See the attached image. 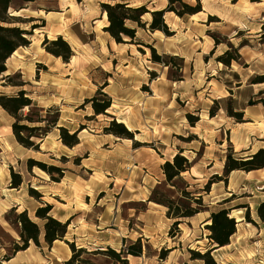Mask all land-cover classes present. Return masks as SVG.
I'll use <instances>...</instances> for the list:
<instances>
[{"label": "rangeland", "instance_id": "obj_1", "mask_svg": "<svg viewBox=\"0 0 264 264\" xmlns=\"http://www.w3.org/2000/svg\"><path fill=\"white\" fill-rule=\"evenodd\" d=\"M128 1L132 7L145 6L148 11L167 7L166 0ZM181 1L191 7L198 1L202 14L180 19L171 13L167 26L171 36L150 31L151 16L145 15L144 29L128 24L136 29L134 43L114 46L103 32L108 24L100 4H110L108 0H38L28 6L14 0V9H27L19 13L10 10L23 22L39 9L50 13L47 40L58 37L51 33H62L63 40L75 52L71 50L75 58L69 66L60 61L51 65L53 71L41 64L34 66V61L50 58L41 46L39 34L32 32L28 37L30 46L19 49L6 64L9 75L17 73L16 67L21 66L23 81L30 78L31 70H37L36 76H31L30 88H25L30 98L35 102L41 100L39 89L54 80L55 72L60 75L63 98L77 93L84 97L96 86L93 97L101 102L99 91L109 84L114 101L105 115L99 116L85 101L73 102V124H59L67 127L70 135L77 133L80 145L72 149L62 145L59 132H50L41 141L34 140L38 151L22 148L8 129L13 120L0 109V264H7L5 260L12 255L15 245H22L15 215L24 211L40 229L38 244L30 242L31 250L21 252L10 264H65L72 256L69 245L76 251L83 250L75 264H117L102 254L107 249L120 253L137 241L141 243V256H127V264H203L191 260L189 251L204 253L210 248L206 226L210 225V215L220 210L229 215L236 212V233L228 247L212 254L215 262L264 264V225L257 218V208L262 203L257 202L258 196L264 193V184L259 181L255 186L243 174H229L225 180L223 174L226 155L237 158L239 149L247 145L233 140V128L242 133L250 129L253 139L261 137L251 141L253 147H264V123L250 125L249 120L264 117L263 105L255 107L259 99H264V84L250 85V79L264 75L263 61L250 59L261 58L264 51V0ZM34 21L18 26L27 31H31L32 25L45 26L39 19ZM71 24H75L71 29L73 35L68 31ZM51 25L60 27L54 30ZM91 30L94 32L90 33ZM234 50L241 57L239 63L232 62L226 68L217 61L226 52L235 57ZM153 55L166 65L154 62ZM238 83L244 86L242 91L237 90ZM72 86L77 89L71 90ZM163 86L177 95L176 111L169 116L168 109H162L166 104L163 95H167L162 92ZM0 93L14 94L1 83ZM244 100L246 104L242 103ZM227 111L240 114V119L229 117ZM27 113L25 110L23 115ZM31 117L34 119L36 113ZM48 118L53 120L54 113ZM113 121L127 131L130 128L133 139L109 133L106 129H114ZM177 154L187 158L192 167L167 184L162 166L172 162ZM28 160L58 170L50 175L38 167L29 170ZM11 173L19 175L20 190L10 188ZM213 176L223 181L206 187ZM29 191L41 197L34 199ZM151 196L156 201H170L180 212L188 207L197 209L199 215L173 220L166 216L167 208L162 206L165 216L160 218L156 211L161 208L148 202ZM13 203L20 204L14 208ZM37 203H45L39 207H53V213H49L53 219L69 221L63 241H55L50 247L44 243V222L33 215ZM176 222L178 225L173 228ZM159 233L160 240L156 237ZM162 251H167L163 261L159 260Z\"/></svg>", "mask_w": 264, "mask_h": 264}, {"label": "trees", "instance_id": "obj_2", "mask_svg": "<svg viewBox=\"0 0 264 264\" xmlns=\"http://www.w3.org/2000/svg\"><path fill=\"white\" fill-rule=\"evenodd\" d=\"M34 1L36 0H20V2L25 6L28 3H33ZM166 1L167 7L162 11H148L145 6L131 7L128 3H101L100 8L102 10V14L104 13L106 15L108 24L107 27L103 28V32H105L116 45L127 43L133 44L136 29L129 27L128 24H134L137 28L144 29L146 23L142 22V18L145 15L151 16V22L148 25L150 31H158L166 36H171L172 33L168 31V27L164 22L163 17L165 13H172L176 17L182 19L184 16H193L201 12V5L198 1L194 7L183 3L181 0ZM13 5L14 0H0V83L3 88L16 89L17 91L13 95L9 96L0 93V109L13 120V123L10 126L11 133L15 142L22 148L38 151L39 146L34 140H43L52 129L56 128L59 132L62 145L68 149H72L79 144L77 133L74 132L70 135L66 128L57 127L59 110L50 108L45 112L44 116L41 115L42 110H39L34 106V103L30 98V94L24 90L26 83L22 80L21 74L19 72L14 73L13 75L6 74V61L18 49L27 48L30 45L28 37L32 35V30L44 27L43 24L41 26L32 25L31 31L20 28L18 24L31 23L32 21L27 20V22H23L22 19L11 15L10 10L13 8ZM25 6L17 9L13 8V10H15L14 13H18L23 10ZM261 38L264 41V31ZM125 39H128V41ZM136 45L140 44L137 43ZM41 46L47 54L60 59L63 63H69L71 57L73 56L70 46L63 40L62 37H57L51 41L45 38L42 41ZM151 51L154 54V50L151 49ZM234 52L235 57H232L228 52H226L218 57L217 61L225 67H230L232 62L239 63L241 61V57L237 54L236 50H234ZM153 61L158 64L166 65V63L156 55H153ZM250 84H264V75L256 76L250 79ZM100 92L101 91H99L98 96L103 98L101 102H99L97 97H92L89 100H85L84 103L91 105L95 116L105 115L106 111L111 106V100L105 94ZM256 104H262L264 106V99H259ZM25 110L28 113L23 115ZM51 112L55 115L53 120L48 118ZM34 113H36V117L33 119L31 115ZM227 113L229 117H234L237 120L240 119V114L232 115L230 111H227ZM211 117H213L212 114ZM111 126H113L114 129L106 130L112 135L125 140L133 139L132 134L127 131L122 124H116L113 121ZM27 167L29 170L33 167H38L49 175L53 172H57L58 170L54 167H46L44 164L37 163L32 160H28ZM191 167V164L186 158L177 154L173 157L172 162H165L162 166L166 183H171L182 173L189 171ZM258 170L264 172V149L258 150L256 153L247 158H236L232 154L226 155L223 169L225 180L226 177L233 171L249 173ZM10 176V188L18 189L21 186V179L19 175L11 173ZM221 181H223L221 177L213 176L210 181H208L206 187L210 186L212 183H218ZM29 195L34 199H39L41 197L34 191H29ZM153 195L154 192L152 193V196ZM152 196L149 198L148 202L165 206V208H167L166 216L169 219L176 220L191 218L200 212L197 209H192L190 207L186 208L184 212H180L178 207L174 206L170 201H156L152 198ZM196 202H199V200ZM50 211L51 207L46 205L44 207L37 208L34 213V217L36 219L44 222L43 240L49 247L55 241H63L69 226V221L61 223L49 216ZM257 218L264 225V202L260 203L257 208ZM15 219L19 225V238L22 245L20 247L15 245L12 255L5 261H9L18 252L25 251L29 247L30 242L34 245L38 244L40 229L28 218L27 213L25 211L19 213L15 215ZM245 220L251 223L248 215H245ZM209 221L210 225L206 226V229L209 231L208 240L210 242V248H207L204 253L192 251H189V253L191 255V260L193 261H201L203 264H217L212 257V252L216 249L229 245L230 238L236 233V223L233 218L229 217V212L226 210H220L216 213H212L209 217ZM177 225V222L174 223L173 228L177 227ZM69 247L72 251V256L65 264H75L78 256L83 252V250L80 249L76 251L73 245H69ZM166 252L167 251L161 252L159 260H165ZM141 253V243L140 241H137L133 246L122 250L120 253H115L113 250L107 249L102 255L111 257L117 264H127L125 259L127 256L140 257ZM79 264L83 263L79 261Z\"/></svg>", "mask_w": 264, "mask_h": 264}, {"label": "crops", "instance_id": "obj_3", "mask_svg": "<svg viewBox=\"0 0 264 264\" xmlns=\"http://www.w3.org/2000/svg\"><path fill=\"white\" fill-rule=\"evenodd\" d=\"M38 0H36V1H34L33 3H28L26 6H28V5H33V4H35L36 2H37ZM108 2H110V4H114V3H128L131 7L132 6H134L133 4H131L128 0H108ZM27 9H23V10H21V11H26ZM61 10V9H60ZM164 10V9H163ZM21 11H19V12H21ZM202 11H204V9L202 10ZM18 12V13H19ZM42 13H45V14H43L42 15ZM49 14L50 13H48V12H43V10H37L36 12H32L31 13V15L29 16V17H27V20H31L32 22H31V24L32 23H35V21L34 20H37V19H39L40 21H41V23H45V26L44 27H42V28H39V29H41V31H37L38 29H35V30H32V32L33 31H37V33L39 34L38 36L40 37V42L41 41H43L45 38L46 39H49V32L46 30V25L48 24V16H49ZM198 14H202V12H200V13H198ZM198 14H195V15H193V16H196V15H198ZM103 15V14H102ZM171 13H165L164 14V21H165V24L167 25V26H169L168 25V23H166V19L168 18V20L170 21V19H171ZM103 17V16H102ZM189 17H192V16H189ZM104 18V17H103ZM107 21V20H106ZM171 22V21H170ZM75 24H71V27H69L70 28V30H69V28H68V31H70V34H72V26H74ZM261 27L263 26V25H260ZM58 27H60V26H58V25H51V28H54V30H57V28ZM50 28V29H51ZM264 28V27H263ZM72 31V32H71ZM94 31L93 30H91V32L90 33H93ZM36 33V32H35ZM105 33V32H104ZM106 34V33H105ZM58 36V37H62L63 38V35H62V33H57V34H52L51 33V36ZM73 35V34H72ZM68 36H69V32H68ZM71 36V35H70ZM72 37V36H71ZM108 40H109V44H111V42H112V40H111V38L108 36ZM56 39V38H55ZM86 43H84L83 45H85ZM262 45H264V43L262 44ZM30 46V45H29ZM116 46H120V45H116ZM21 49V48H20ZM19 50V49H18ZM18 50L16 51V53L18 52ZM71 50L74 52V50L71 48ZM75 53V52H74ZM242 53H244V51H243V48H241V49H239V54L242 56ZM252 55H253V53H252ZM47 57H49L50 58V60L49 59H47L46 57L42 60V62H33V64H34V66H36V64H41V65H44L45 67H47L49 70H51V71H53V70H55V69H53L52 67H51V65L52 64H57V62L58 61H60L62 64H64L65 66H69L70 65V62H72V60H73V58H75V56H74V54H73V56L71 57V59H70V61H69V63H63L60 59H57V58H54L53 56H51V55H49V54H47ZM250 59L252 60V61H256V60H262L263 61V64H264V51L262 52V56H261V58L260 57H256V56H252V57H250ZM9 60V59H8ZM7 60V61H8ZM33 60V59H32ZM7 61H6V64H7ZM29 62H31L30 60H29ZM53 62V63H52ZM6 64H5V66H6ZM247 64L249 65L250 64V61H247ZM226 68H230V67H226ZM6 74L7 75H9V73H8V69H7V67H6ZM15 72H19L21 75H23V77H25V74L23 73V70H22V67L21 66H17L16 67V69H15ZM48 72H50V71H48ZM51 73V72H50ZM36 74H37V70H31V72H30V78H27L24 82L26 83V86L24 87V90L26 91V87L28 88H30V81H31V76L34 78L35 76H36ZM250 74H252V73H250ZM52 75H53V77H54V80L53 81H51V83H49L48 85H45V86H41V88L39 89L40 90V92H41V96H42V98H41V100L40 101H37V102H35V99H32V101H33V103H34V106L37 108V109H39V110H42V113H45L48 109H50V108H53V107H56V108H59V119H58V122H57V127H63V128H67V127H65V126H63V125H59L60 123H65L66 125H71V124H73V122H74V115H72V114H70V110L71 111H74V109L76 108V106H72V105H75L73 102L75 101V100H77V101H85V100H89V99H91L93 96H94V94H95V91H96V86H93L94 87V89H90L91 90V93L90 94H87V95H85L84 97H81V95L80 94H74L73 96H67V97H65V98H63L62 97V89H60V87H59V74H56L55 72H52ZM246 79H248V77H246ZM23 80H24V78H23ZM239 84H241V83H238V86H237V90H239V91H242L243 90V88H244V86L243 85H239ZM251 85V84H250ZM259 85H262V84H259ZM251 86H253V85H251ZM110 88H111V86L109 85V84H107L103 89H101L100 91L103 93V94H105L110 100H111V102H113L114 101V97L112 96V94H111V92L109 91L110 90ZM173 88V87H172ZM9 89H11V88H9ZM77 88L75 87V86H72L71 87V90H76ZM11 90H13V92L15 93L17 90L16 89H11ZM26 92H28V91H26ZM162 92L164 93V94H167V95H163V97H165V99H164V102L166 101V104H165V106H162V109H165V108H167L168 109V111H167V116H169V113L171 112V114L172 113H174L175 111H176V108H175V106H174V102H175V100H176V97H177V95H175V94H172L173 93V89H171L170 87H168V86H163L162 87ZM262 95H264V94H262ZM261 95V96H262ZM32 96H33V93H32ZM251 96H254L253 94L251 95ZM63 98V99H62ZM173 98H175V99H173ZM258 98H260V97H258ZM141 100H142V98H140ZM65 101V102H64ZM142 101H144V100H142ZM71 102V103H70ZM80 102V103H81ZM80 103H78L79 105H80ZM145 103V102H144ZM242 103L243 104H246V101L244 100V101H242ZM69 105H71V106H69ZM145 105V104H144ZM260 104H256L255 105V107H258ZM263 108H264V106H263ZM110 109V108H109ZM160 109H158V111H159ZM108 111V110H107ZM157 111V112H158ZM240 112H244V111H240ZM5 113V112H4ZM6 114V113H5ZM176 114L177 113H175V116H176ZM7 115V114H6ZM8 116V115H7ZM158 117L160 118V120L162 121V122H165V120H163V118L161 117V115H158ZM257 118V120H254V119H249L250 120V125H252V124H257V125H259V124H263L264 123V117L263 116H257L256 117ZM168 121H170L171 119L170 118H166ZM8 129H10L11 130V128H8ZM52 133H54V132H58V130L57 129H52V131H51ZM254 134V132H251L250 131V129H247L246 131H244L243 133L240 131V129H236V128H233L232 130H231V136H232V138H233V140L235 141V142H237V144H240V145H246V147H243V148H240L239 149V156L238 155H235V156H237V157H240L241 156V158H247V157H249V156H251V155H253L254 153H256L258 150H260V149H264V147H253V145H252V142L251 141H254V139H257V138H261L260 136L259 137H255L254 139H253V135ZM260 134H261V132H260ZM263 137V136H262ZM233 141V142H234ZM160 144H162V142L160 141ZM80 145V143L77 145V146H79ZM162 145H164V144H162ZM236 152V151H235ZM187 159V158H186ZM235 174H243V175H245V177H246V180H251V181H253L254 182V185L256 186L258 183H259V181L260 182H262L263 184H264V172L263 171H261V170H258V171H252V172H249V173H245V172H241V171H233V172H231L230 173V175H235ZM21 189V186L19 187V190ZM259 201H257V202H263L264 201V193H260L259 194ZM42 199V198H41ZM14 205V208H16L17 206H19V204L20 203H13ZM152 203H150V205H151ZM40 205H45V203H42V204H40V203H37V207L36 208H34V210H33V215H34V213H35V210L40 206ZM152 205H155V206H157L158 208H161V210H157L156 212L159 214V216H160V218H164V216H165V208H163L162 206H159V205H156V204H152ZM52 209H51V212H50V214L51 213H53V211H54V208L53 207H51ZM150 209H148V211H149ZM147 211V212H148ZM197 215H199V214H197ZM167 219V218H166ZM191 219H193V218H191ZM58 220V219H57ZM190 220V219H189ZM235 220V219H234ZM58 221H60V222H63V221H61V220H58ZM65 221V220H64ZM162 221V220H161ZM204 221V220H203ZM203 221H201L199 224H201ZM66 222V221H65ZM159 236V237H158ZM156 237H158V240H160V238H162V234L161 233H159V235L157 234V236ZM57 242V241H56ZM229 245H227V246H225V247H222V248H219V249H216V250H214L213 252H212V254L214 253V254H219L220 252H222V250L223 249H225L226 247H228ZM31 250V246L29 245V247L25 250V251H22L23 253H26V252H28V251H30ZM19 254H21V252H18L13 258H11L8 262H7V264H10L11 262H13L15 259H16V257H17V255H19ZM217 264H223V262L221 261V262H216Z\"/></svg>", "mask_w": 264, "mask_h": 264}, {"label": "bare ground", "instance_id": "obj_4", "mask_svg": "<svg viewBox=\"0 0 264 264\" xmlns=\"http://www.w3.org/2000/svg\"><path fill=\"white\" fill-rule=\"evenodd\" d=\"M103 17H104V19H106V15H105L104 13H103ZM166 23H169L168 18L166 19ZM35 32L37 33V31H35ZM113 45L116 46V44H115L114 42H113ZM15 54H16V51L12 54V56H14ZM12 56H11V57H12ZM127 129H128V131L131 132L130 128H127ZM235 214H236V212H232V213L229 215V217H230V218H234V217H235V216H234ZM236 220H237V222L240 221V219H236ZM213 257H214V256H213Z\"/></svg>", "mask_w": 264, "mask_h": 264}]
</instances>
